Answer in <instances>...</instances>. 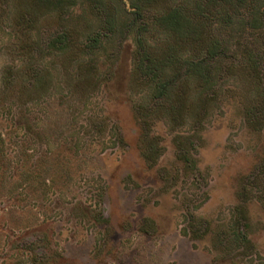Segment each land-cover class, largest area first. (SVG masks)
I'll return each mask as SVG.
<instances>
[{"label": "rangeland", "instance_id": "rangeland-1", "mask_svg": "<svg viewBox=\"0 0 264 264\" xmlns=\"http://www.w3.org/2000/svg\"><path fill=\"white\" fill-rule=\"evenodd\" d=\"M0 264H264V0H0Z\"/></svg>", "mask_w": 264, "mask_h": 264}, {"label": "trees", "instance_id": "trees-1", "mask_svg": "<svg viewBox=\"0 0 264 264\" xmlns=\"http://www.w3.org/2000/svg\"><path fill=\"white\" fill-rule=\"evenodd\" d=\"M179 20V19H178Z\"/></svg>", "mask_w": 264, "mask_h": 264}]
</instances>
